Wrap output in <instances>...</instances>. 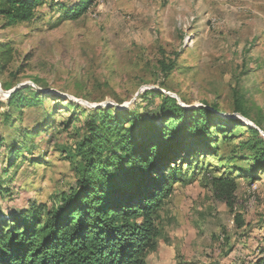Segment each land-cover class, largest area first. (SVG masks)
Masks as SVG:
<instances>
[{"label": "rangeland", "instance_id": "obj_1", "mask_svg": "<svg viewBox=\"0 0 264 264\" xmlns=\"http://www.w3.org/2000/svg\"><path fill=\"white\" fill-rule=\"evenodd\" d=\"M78 1L45 0L12 27L0 18V41L15 51L0 75V219L35 203L52 208L75 185L80 156L66 151L84 138L89 115H155L159 91L184 107L217 105L241 125L212 130L211 148L198 142L180 162L190 179L175 182L156 211L146 263L260 264L264 169L247 172L240 144L248 127L264 129V0H95L66 19ZM27 86L42 103L9 108L12 92ZM237 98L249 118L236 113ZM228 178L232 205L215 184Z\"/></svg>", "mask_w": 264, "mask_h": 264}, {"label": "trees", "instance_id": "obj_2", "mask_svg": "<svg viewBox=\"0 0 264 264\" xmlns=\"http://www.w3.org/2000/svg\"><path fill=\"white\" fill-rule=\"evenodd\" d=\"M44 1L0 0L4 28L31 20ZM94 2L79 0L65 7L64 17L79 18ZM14 56L11 43L0 41V75ZM156 94L162 102L155 115L115 108L89 115L84 138L66 151L80 156L75 185L52 208L35 203L11 219H0V264H147L146 251L158 235L156 211L175 182L190 179L180 162L193 145L211 148L212 130L233 132L241 125L238 118L224 117L217 105L189 108L168 94ZM41 103L32 86L8 98L9 108L18 111ZM235 110L249 118L238 98ZM248 129L251 137L240 147L251 159L247 172L255 175L264 169V135L256 127ZM233 182L215 183L230 205Z\"/></svg>", "mask_w": 264, "mask_h": 264}, {"label": "water", "instance_id": "obj_3", "mask_svg": "<svg viewBox=\"0 0 264 264\" xmlns=\"http://www.w3.org/2000/svg\"><path fill=\"white\" fill-rule=\"evenodd\" d=\"M258 129H259V128H258ZM259 130L261 131L262 134H264V132H263L261 129H259Z\"/></svg>", "mask_w": 264, "mask_h": 264}]
</instances>
